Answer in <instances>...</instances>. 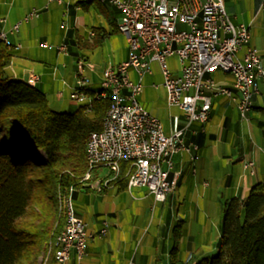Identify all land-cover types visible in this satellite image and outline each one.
Wrapping results in <instances>:
<instances>
[{"label":"crops","instance_id":"1","mask_svg":"<svg viewBox=\"0 0 264 264\" xmlns=\"http://www.w3.org/2000/svg\"><path fill=\"white\" fill-rule=\"evenodd\" d=\"M259 1L251 0L254 12L247 22L242 19L238 23L248 24L250 42L258 45L264 66V9L258 10ZM91 2L96 1L62 0V3H57L47 0H0V18L5 19V22H0V29L6 32L12 44H19V47L10 49L12 56L8 72L24 81L31 71L35 72L39 78L34 85L46 97H52L57 110H71L78 105L70 98L75 86L70 42L77 46L81 42H91L94 33L85 38L78 29L80 9H86ZM223 6L229 14L226 6ZM33 7L41 9L39 15L21 21L20 29L16 32L10 31L11 26ZM100 11L109 19L105 10L101 8ZM62 21L64 25L61 26ZM99 27L106 32L102 26ZM94 28H87L88 35L89 31L94 32ZM40 41L66 43L68 54L58 53L53 47H43ZM127 53L128 47L122 57L111 64L124 60ZM132 74L135 75L133 71ZM215 81L230 86L232 78L218 75ZM97 87L96 83L90 84V88ZM236 100V92H233V98L211 93L210 113L204 124L193 121L187 125L184 111L177 106V113L168 112L165 115L167 120L161 123L163 131L170 133L182 128L185 143L194 142L198 148L192 150L196 154L194 160H191L189 152L182 149L173 154L169 176L174 177L176 183L164 200H155L146 187L143 192L133 194L130 190L134 186L128 188L126 184L114 180L100 192L114 187L128 190L140 203L133 202L114 211L105 210L98 219L95 218V223L93 220L86 221L74 209L76 215L86 222L87 231L96 232L104 219L108 220L110 226L104 235H94L87 241L82 264H168V249L174 244L180 258L192 252L204 254L206 244H211L212 250L217 248L225 200L231 197L242 200L253 183L264 181V84L259 83L247 120L240 119ZM158 113L159 110H156L152 114L160 120ZM245 159L254 162L252 173L242 168ZM104 173L105 170H99L97 175ZM203 174L213 176L215 183H208ZM150 208L151 222L147 219ZM175 221H178V228L174 230ZM151 226L152 232L148 233ZM70 264H75L74 251L70 253Z\"/></svg>","mask_w":264,"mask_h":264},{"label":"built area","instance_id":"2","mask_svg":"<svg viewBox=\"0 0 264 264\" xmlns=\"http://www.w3.org/2000/svg\"><path fill=\"white\" fill-rule=\"evenodd\" d=\"M50 1L62 3V0H47ZM110 1L122 19L128 53L124 60L110 64V71L101 69L98 88L107 87V94L85 96L81 92V81L88 79L81 77V71L76 73V84L70 98L81 105L84 112L91 110L94 98L107 97L109 101L100 128L89 131L87 135L85 147L88 148L91 164L86 169L89 179L81 180L91 189L101 191L117 178L120 163L125 162L124 176L131 178V187L144 186L155 200H164V188L172 189L175 183V178L169 176L173 154L182 149L189 152L191 160H194L196 154L192 150L197 149V144L185 143L182 128L165 133L160 120L143 106L132 109L130 94L141 91L144 74L151 72L150 63L156 61L159 65L166 104L182 109L187 125L193 121L201 124L207 121L211 93L233 98V92H236L238 115L241 120H247L259 83L264 84L261 52L251 46L248 24L233 23L224 9L223 0ZM261 9H264V0L259 2L258 10ZM40 11L39 8H31L11 26L10 31L16 32L21 21L37 17ZM131 20H138V28H131ZM0 22H5V19L0 18ZM91 35L92 30L89 31ZM39 44L68 54L66 43L40 41ZM16 45L19 44L9 43L14 48ZM172 54L178 57V73H173L165 60ZM78 64L85 66L81 60ZM219 66H234L235 75H229L232 78L230 86L215 81L209 75ZM129 71L134 72L135 81L131 80ZM28 76L35 82L39 78L33 71ZM152 86L156 84L152 83ZM104 128H113V136H123L128 159H121V152L113 151V136L104 135ZM144 134L152 135V145H144ZM135 140H142V147H135ZM155 149H162L163 163L154 160ZM253 165L250 159L242 161V168L249 173L253 172ZM104 169L107 170L104 174L97 175L99 170ZM86 226L76 214L70 216L69 228L61 245L60 264H63L65 246H73L75 264H81L87 241L94 235H104L109 222L104 219L101 230L96 232L87 231Z\"/></svg>","mask_w":264,"mask_h":264},{"label":"trees","instance_id":"3","mask_svg":"<svg viewBox=\"0 0 264 264\" xmlns=\"http://www.w3.org/2000/svg\"><path fill=\"white\" fill-rule=\"evenodd\" d=\"M102 30L95 27L91 42L80 44H101L107 35ZM10 49L0 41V264H37L46 252V264H54L53 241L65 221L57 201L89 189L80 183L87 169L85 142L89 131L100 128L109 101L94 98L87 113L79 104L50 107L35 85L8 72ZM126 164L120 163L114 179L121 184ZM41 167L45 173L34 169ZM216 250L180 258L174 244L168 264H264V181L253 183L242 200H225Z\"/></svg>","mask_w":264,"mask_h":264},{"label":"rangeland","instance_id":"4","mask_svg":"<svg viewBox=\"0 0 264 264\" xmlns=\"http://www.w3.org/2000/svg\"><path fill=\"white\" fill-rule=\"evenodd\" d=\"M226 6L227 11L229 12L230 19L233 23L237 24L242 19L244 21H248L249 16L252 15L255 8L253 4H251V0H223ZM260 2V1H259ZM259 5V4H258ZM227 7H230L227 8ZM105 10L108 13V17L111 22L108 21V18L100 11V9ZM114 7L110 3H102L97 5L96 2H91L88 4L86 9H80V17L78 20V29L85 38H89L88 29L102 26L106 32L108 37L101 42V44L93 47L92 49L87 46H77L70 42V56L72 59V64L75 67L74 70V81L76 84V73L78 71V60H81L85 63L83 73L87 77L90 84H98L100 79V66L107 65L108 63H113L119 60L126 47H128L126 37L123 33L115 31V26L117 23V12L113 9ZM230 10V11H229ZM31 20V19H30ZM31 22V21H30ZM28 23V22H27ZM25 23L21 24L23 26ZM88 28V29H87ZM20 29V28H19ZM19 32V31H18ZM17 32V34H18ZM92 36V35H91ZM10 41V40H9ZM50 43V42H49ZM251 43V42H250ZM258 48L257 44L251 43ZM68 46V45H67ZM259 49V48H258ZM167 66L172 70L173 73L179 72V63L178 57L176 54L168 55L165 58ZM151 73L144 74L142 78V88L141 91L136 95L137 100L143 105L151 114L159 110V117L161 123L165 118V115L168 112L177 113V109L175 106L168 107L166 101L164 100L165 88L162 85L163 76L161 74L159 65L156 61H152L150 63ZM130 72L131 80L135 81L136 76ZM214 80L218 75H227L220 70H215L209 74ZM156 84V86H152ZM48 104L50 107L55 108V104H53L52 97L47 95ZM163 118V120H162ZM37 172L45 173L46 167L34 168ZM107 171L106 169H104ZM125 173V172H124ZM203 177L207 179L208 183H215L213 176L210 174H203ZM81 184L84 187H88L83 184L82 180H80ZM114 180H112L113 182ZM111 183V181H110ZM86 188H79L76 191V194L73 198H71L74 209L79 212V214L86 220L95 223V218L98 219L100 214H102L105 210L114 211L117 207H124L133 202H139L135 200L128 190L116 189L115 187L112 190H108L107 192H98L97 190ZM103 190V189H102ZM101 190V191H102ZM146 190L143 186H134L130 191L133 194H137V191ZM224 199V198H222ZM224 201V200H223ZM150 202V201H149ZM140 203V202H139ZM58 207H60L63 211L65 210L64 202H61V198L57 201ZM141 205V204H140ZM159 205V204H158ZM159 207V206H157ZM65 214V212H64ZM149 214V213H148ZM82 218V219H83ZM149 222L152 220V209L150 208V214L147 218ZM221 220V217H220ZM178 221H175L173 229L178 228ZM110 227V226H109ZM153 226L149 229L148 233L152 232ZM172 246L169 247L168 252H170ZM73 251V250H72ZM216 249H211V244H206L204 249V254H196L195 256H211L216 253ZM49 252H46L44 256H39L37 260V264H46L48 260ZM162 258V256H161ZM66 264H70V257L67 260ZM82 264V260H81Z\"/></svg>","mask_w":264,"mask_h":264},{"label":"bare ground","instance_id":"5","mask_svg":"<svg viewBox=\"0 0 264 264\" xmlns=\"http://www.w3.org/2000/svg\"><path fill=\"white\" fill-rule=\"evenodd\" d=\"M102 3H110L114 8L115 5L110 0H97ZM116 9V8H115ZM131 28H138V20H131ZM116 29L117 31L122 33L123 30V22L122 19L118 17L117 23H116ZM92 30V35H93ZM0 38L1 42L7 44L9 46V39L6 35V32L2 29H0ZM252 48H257L253 44H251ZM12 47V46H10ZM16 47H19V45H16ZM110 64L104 65L102 68V71H110ZM218 70L221 72L227 74V75H235V68L234 66H219ZM78 71H81V77H86L83 73L84 71V64H78ZM29 85H34L35 80L31 79L29 76L25 80ZM81 92L85 96H92V95H99V94H107V87H97V88H90V84H88V81H81ZM137 94H130V104L132 106V109H140L142 105L136 98ZM252 107V103H251ZM210 110L206 111V118L208 119ZM104 135L106 136H113V128H104ZM153 144V137L151 134H144V145H152ZM135 147H142V140H135ZM198 148V145H197ZM112 149L114 152H121V159H128V151H124V141L123 136H113L112 139ZM86 152V163H87V169H89V165L91 164V157L88 156V148L85 147ZM153 157L156 163H163V156H162V149H155L153 150ZM81 179H89V171H85L84 175ZM176 183V179H175ZM174 183V185H175ZM126 185L128 188H131V178L127 177ZM171 190V188H164L163 190V198H165L166 194ZM65 205V221L64 225L61 228V230L56 234L54 241H53V256H54V264H60V253H61V245L63 241L65 240V233H67V230L69 228L70 223V216H74L75 210L71 201L70 194L65 198L64 200ZM84 224H86L85 221H83ZM101 230V227L98 229ZM73 250V246H65V252L63 253V264H66L67 260L70 257V253Z\"/></svg>","mask_w":264,"mask_h":264}]
</instances>
